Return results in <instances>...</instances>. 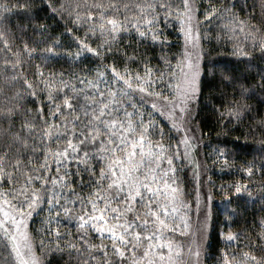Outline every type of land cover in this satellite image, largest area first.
Here are the masks:
<instances>
[{"label": "snow or ice", "instance_id": "6c2138e0", "mask_svg": "<svg viewBox=\"0 0 264 264\" xmlns=\"http://www.w3.org/2000/svg\"><path fill=\"white\" fill-rule=\"evenodd\" d=\"M35 5L36 0H0V261L52 264L48 257L58 255L61 261L67 257L66 264H183L181 238L193 235L189 214L199 218L201 196L197 189L194 201L185 198L180 173L191 147L187 132L196 131L193 102L207 75L192 0H41L42 7ZM200 8L205 23L216 20L221 32L232 33L229 39L244 32V21L236 18L243 5L217 7L209 0ZM41 10L63 26L60 35L72 38L76 52L40 22ZM177 23L183 43L172 52L167 32ZM261 31L253 26L244 40H251L253 52L264 60ZM92 37L99 41L96 47ZM125 38L129 42L122 47ZM140 44L159 46V67H149ZM253 52L239 41L233 45L236 57L250 60ZM88 54L95 59L79 72L46 74L36 65L29 75L34 57L63 56L79 63ZM131 64L143 66V72ZM259 74L257 87L264 91V69ZM240 87L246 97L249 89ZM248 108L236 100L226 111L240 120ZM158 116L169 122L167 131ZM176 134L184 139L173 147ZM217 153L228 164L226 153ZM254 168L243 171L251 176ZM232 189L240 194L246 186L221 187L226 195ZM45 210L44 236L37 244L26 221ZM238 238L232 232L224 236L227 242ZM187 255L192 264H201L199 244L195 251L189 246ZM240 256L237 260L235 252L224 250L219 264H264V244Z\"/></svg>", "mask_w": 264, "mask_h": 264}, {"label": "trees", "instance_id": "16d2710c", "mask_svg": "<svg viewBox=\"0 0 264 264\" xmlns=\"http://www.w3.org/2000/svg\"><path fill=\"white\" fill-rule=\"evenodd\" d=\"M12 2L14 3L15 0ZM212 2L217 7L223 4L231 6L233 3L243 5V12L236 9V18L244 21V32L237 33L235 39H229L232 33L221 32L222 24L216 20L210 24L205 23L204 17L199 15L197 9L202 11L200 5L206 6L209 0H192L195 22L197 19L200 22L196 30L201 34L200 45L205 53L202 58V72L206 69L207 75L202 76L200 85L202 95L193 102L194 115L198 112L193 125L196 131L195 133L190 132L191 147L188 149L187 158L182 162L183 170L180 173L186 181L181 187L185 189L187 200L190 202L195 200L197 189L201 196L199 218L194 211L189 214L193 235L181 238L185 249L183 264H192L194 258L187 255V249L191 246L195 251L197 244L201 250V264H219L221 253L224 250H227L230 255L235 252L236 259L240 260L241 252L254 251L256 246L264 244V239H259L264 234V171L260 170V165L264 164V124L261 123L264 121V91L257 87L260 82L259 73L264 69V60L259 59L258 52H253L251 40H244L245 33L251 31L253 26L262 30L259 34H264V0H212ZM35 6L42 7L41 0H36ZM38 15L42 18L41 23L50 25V33L61 39L64 48L71 45L70 50L77 51L75 42L70 36L61 37L60 34L64 32V28L62 25L58 26L55 20L48 18L49 12L41 10ZM12 20L19 22V17L13 16ZM178 29L179 24L177 23L176 28H170L167 32L172 52H176L177 46L183 43ZM77 34L83 37L82 31ZM35 39H40V37L37 36ZM237 41L242 46L246 45L248 51L253 52L250 60L233 55V45ZM89 42L93 47L99 43L95 37L90 38ZM128 42L125 38L121 46H126ZM136 47V44L132 45V48ZM132 48H128L129 54ZM63 50L60 49V51ZM138 50L147 53L150 60L149 67L154 69L159 67V60L156 58L160 51L158 45L145 47V44H140ZM93 59L95 58L90 54L79 63L63 56L47 61L34 57L28 65L29 75L31 76V73L36 71V65H41L46 74L59 73L62 70L65 73L79 72L89 60ZM109 62H112V57H109ZM117 63L122 67L119 60ZM129 66L136 71L143 72V66L136 64ZM153 73L157 74L155 71ZM229 74L235 75L236 79L234 81L221 79L222 75L228 76ZM241 85L249 89L246 97L241 95ZM252 89L255 91L253 92ZM236 100L249 106L240 120L230 118L226 111ZM222 113L223 118H221ZM157 121L167 131L169 122L159 116ZM167 139L168 137L165 136V142ZM177 139H184V136L176 134V138L171 141L173 147L176 146ZM179 147L181 152L185 151L183 144ZM217 149L226 153L228 164H225L222 158H218ZM252 164L255 168L253 174L249 176L243 169ZM197 172L200 174L198 179L195 175ZM237 182L245 185L246 190L237 194L232 189L227 192V195L221 191L222 186H231ZM248 192L253 195L249 196ZM209 193L211 200L206 199ZM206 215L209 218L205 222ZM46 216L47 210L35 214L26 221L28 230L34 235L37 244L44 236ZM198 225L200 226L199 232H197ZM68 230L75 232L74 228ZM61 231L65 229L61 227ZM228 232L238 234V240L227 242L224 236ZM250 245L252 247H249ZM36 254L43 258L42 250L37 249ZM48 258L52 260V264H66L67 261V257L61 261L58 255L54 259L51 256ZM0 264L3 262L0 261Z\"/></svg>", "mask_w": 264, "mask_h": 264}, {"label": "rangeland", "instance_id": "374dc122", "mask_svg": "<svg viewBox=\"0 0 264 264\" xmlns=\"http://www.w3.org/2000/svg\"><path fill=\"white\" fill-rule=\"evenodd\" d=\"M192 23H193V25L195 26L196 25V22H195V16H194V7H193V20H192ZM153 75L155 76V74L153 73ZM165 94H167V92H165ZM190 132L191 131H188L187 132V137H188V139H190L191 137H192V135L190 134ZM196 176H197V179L198 178H200V174L197 172L196 174H195ZM200 183L198 182V185H199ZM186 199H187V197H185Z\"/></svg>", "mask_w": 264, "mask_h": 264}]
</instances>
